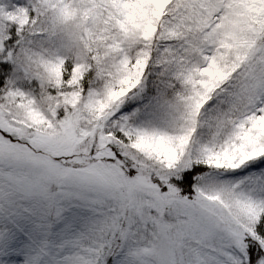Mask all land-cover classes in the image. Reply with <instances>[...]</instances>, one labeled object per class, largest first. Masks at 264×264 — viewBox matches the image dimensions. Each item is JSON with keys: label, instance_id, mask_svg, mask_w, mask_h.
Returning <instances> with one entry per match:
<instances>
[{"label": "snow or ice", "instance_id": "snow-or-ice-1", "mask_svg": "<svg viewBox=\"0 0 264 264\" xmlns=\"http://www.w3.org/2000/svg\"><path fill=\"white\" fill-rule=\"evenodd\" d=\"M0 264H264V0H0Z\"/></svg>", "mask_w": 264, "mask_h": 264}]
</instances>
